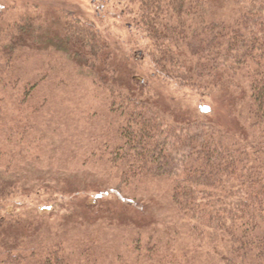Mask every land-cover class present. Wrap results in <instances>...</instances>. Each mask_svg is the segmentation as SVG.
<instances>
[{"label":"trees","instance_id":"16d2710c","mask_svg":"<svg viewBox=\"0 0 264 264\" xmlns=\"http://www.w3.org/2000/svg\"><path fill=\"white\" fill-rule=\"evenodd\" d=\"M115 1L126 8L114 16L142 40L144 76L139 42L115 51L96 21L72 9H63V37L51 49L38 47L39 16L6 24L0 11V264H264V0ZM68 58L110 112L111 131L89 157L115 170L124 189L167 185L165 237L142 217L124 225L123 250L107 251L87 236L71 240L64 225L7 212L27 167L17 160L38 150L47 98L63 84L65 65L54 62ZM170 85L219 91L229 113L186 117L163 95Z\"/></svg>","mask_w":264,"mask_h":264},{"label":"rangeland","instance_id":"374dc122","mask_svg":"<svg viewBox=\"0 0 264 264\" xmlns=\"http://www.w3.org/2000/svg\"><path fill=\"white\" fill-rule=\"evenodd\" d=\"M117 3L115 0H0V11L6 24L15 23L21 17L34 19L39 16L42 22L37 31L42 34L43 42L38 47L44 45L51 49L63 37V11L72 9L96 21L116 47L115 51L125 54L130 45L139 42L134 55L140 67L137 74L144 76L148 66L142 57V40L124 23L125 15L122 18L114 16L126 8L124 2L120 6ZM54 63L65 65L66 74L58 78L63 84L56 86V91L47 98L48 105L42 114V132L35 139L38 150L27 159L17 160L18 164L23 161L27 167L17 172L22 185L19 191L9 196L7 212L24 219L26 224L37 218L42 223L50 221V224L64 225L71 240L87 236L107 251L123 250L122 245L128 243L129 228L125 226L134 220L140 223L142 217H148L150 224L153 222L150 232L164 236L173 228L172 216L165 208L167 185L161 181L146 182L124 189L119 185L115 170L107 169L97 159L91 160L92 144L111 131L103 124V116L110 117L107 101L100 97L102 93L96 91L90 78L78 71L77 62L68 58L67 62ZM170 87L163 95L172 96L173 101L180 103L186 117L191 118L188 113H200V108L205 107L209 111L203 114L213 112L224 117L229 113V106L219 91ZM44 93L47 95L48 91Z\"/></svg>","mask_w":264,"mask_h":264},{"label":"water","instance_id":"95a60500","mask_svg":"<svg viewBox=\"0 0 264 264\" xmlns=\"http://www.w3.org/2000/svg\"><path fill=\"white\" fill-rule=\"evenodd\" d=\"M209 111V108H207V107H205V108H200V112H205V113H207Z\"/></svg>","mask_w":264,"mask_h":264}]
</instances>
